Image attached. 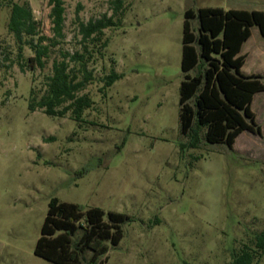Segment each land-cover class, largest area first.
<instances>
[{
	"label": "rangeland",
	"instance_id": "374dc122",
	"mask_svg": "<svg viewBox=\"0 0 264 264\" xmlns=\"http://www.w3.org/2000/svg\"><path fill=\"white\" fill-rule=\"evenodd\" d=\"M112 1L64 0V37L41 67L27 63L35 51L24 42L54 38L50 0H0V264H57L34 252L53 197L131 217L120 243L108 242L112 264H229L264 230V90L252 101L262 134L244 130L229 147L202 131L192 146L179 117L185 11H264V0H123L120 24L105 30L108 45L88 64L94 78L80 94L94 104L83 120L32 111L54 60L83 50L79 19L113 14ZM15 3L37 21L38 34L21 43L9 28ZM241 53L242 71L264 76L257 25ZM112 70L122 77L104 92Z\"/></svg>",
	"mask_w": 264,
	"mask_h": 264
},
{
	"label": "trees",
	"instance_id": "16d2710c",
	"mask_svg": "<svg viewBox=\"0 0 264 264\" xmlns=\"http://www.w3.org/2000/svg\"><path fill=\"white\" fill-rule=\"evenodd\" d=\"M50 3L54 38L40 35L37 44L24 42L35 51L27 63L36 61L41 67L45 66L50 46L56 45L55 38L64 37L65 2L50 0ZM112 3L114 13L111 15L104 14L87 22L79 19L83 50L64 52L62 59L54 60L46 92L37 99L32 91V111L43 109L47 114L60 116L70 112L76 120H83L85 110L94 104L88 93L80 94L94 78L88 64L95 53L102 54L101 49L108 45L105 30L116 27L121 21L115 17L123 7V0ZM193 19H197L196 27ZM254 25L264 35L263 10L206 6L197 11L193 8L185 11L179 117L181 131L192 146L200 141L202 131L208 142H222L229 147L234 146L244 130L262 134L252 101L257 92L264 90V76L242 71L246 55L241 50L251 37ZM9 28L20 43L24 34L37 35L32 9L24 4H13ZM45 40L49 43L44 44ZM121 77L122 74L112 70L105 77L102 91ZM127 220L131 217L123 212L106 211L98 206L85 208L53 197L34 252L57 264H112L103 256L108 253V242L113 246L120 243L122 224ZM253 242L254 246L245 245L240 252H234L229 264H257L264 253V230L254 235ZM87 251H91L88 258Z\"/></svg>",
	"mask_w": 264,
	"mask_h": 264
}]
</instances>
